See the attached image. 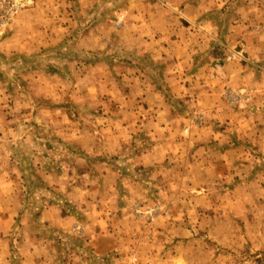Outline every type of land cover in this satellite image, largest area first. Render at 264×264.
<instances>
[{
    "label": "crops",
    "instance_id": "crops-1",
    "mask_svg": "<svg viewBox=\"0 0 264 264\" xmlns=\"http://www.w3.org/2000/svg\"><path fill=\"white\" fill-rule=\"evenodd\" d=\"M62 41L86 71L105 72L113 55L124 73L82 81L116 90L98 99L115 109L97 113L110 119L97 158L83 148L33 161L45 198L20 227L15 261L199 264L253 236L264 250V91L249 65L224 59L234 49L264 62V0H32L0 34L20 56L54 54ZM235 95L249 103L230 105ZM77 99L88 113L96 100ZM7 150L4 223L21 211L30 165Z\"/></svg>",
    "mask_w": 264,
    "mask_h": 264
},
{
    "label": "rangeland",
    "instance_id": "rangeland-1",
    "mask_svg": "<svg viewBox=\"0 0 264 264\" xmlns=\"http://www.w3.org/2000/svg\"><path fill=\"white\" fill-rule=\"evenodd\" d=\"M62 42L64 45L53 49L54 54L48 49V53L20 56L9 54L0 47V172L3 170L2 160L6 156L8 146L11 154L14 149L19 155L17 157H23L21 159L30 164L27 168L28 183L23 184L25 196L22 194L23 198H20L21 211L7 223H4L3 219L8 216L0 213V264H9L10 258V264H18L15 258L20 252L16 239L20 227L29 218H34L38 208L42 206V198H45V187L35 179L37 176L33 161L36 163V159L40 158L46 163V160L50 159L62 160L72 156L71 153L78 158L77 153L83 152V148H91L88 154L97 158L98 131L110 122V119L98 118L97 113L102 110L104 104L107 112L115 109L114 103L98 101L100 97H110L116 91L114 86H107L105 91L104 88L87 89L88 87L82 85V81L97 79L99 74L110 82L116 78L120 79L124 73L120 70L121 65L115 63L113 55H107L108 69L105 72L86 71L84 56L79 52L74 53L71 47H67L66 41ZM79 44L81 45V42ZM226 51V61L245 63L253 69L255 79H259L264 91V62L248 61L244 54L234 49ZM88 58L94 60V56ZM84 96L96 98L86 104L89 113L77 99ZM245 97L243 95V98H239L235 95V100H232L229 96L228 102L230 105L234 103L233 106L244 107L249 103ZM191 124L198 126L199 117L195 116ZM18 145L23 146L20 151ZM23 169L21 168L22 174ZM156 208L158 207L155 206L147 213L153 215ZM8 226L9 229L11 227L10 235L5 241L2 234L6 233ZM199 264H264V250L257 246L253 236L250 245L232 249L211 248L208 256L201 259Z\"/></svg>",
    "mask_w": 264,
    "mask_h": 264
},
{
    "label": "built area",
    "instance_id": "built-area-1",
    "mask_svg": "<svg viewBox=\"0 0 264 264\" xmlns=\"http://www.w3.org/2000/svg\"><path fill=\"white\" fill-rule=\"evenodd\" d=\"M31 2L32 0H0V33L10 24L15 15ZM262 79L264 84V69Z\"/></svg>",
    "mask_w": 264,
    "mask_h": 264
}]
</instances>
